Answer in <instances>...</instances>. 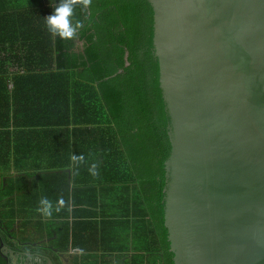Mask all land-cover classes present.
Segmentation results:
<instances>
[{"label":"water","instance_id":"1","mask_svg":"<svg viewBox=\"0 0 264 264\" xmlns=\"http://www.w3.org/2000/svg\"><path fill=\"white\" fill-rule=\"evenodd\" d=\"M148 2L174 263L264 264V0Z\"/></svg>","mask_w":264,"mask_h":264},{"label":"crops","instance_id":"2","mask_svg":"<svg viewBox=\"0 0 264 264\" xmlns=\"http://www.w3.org/2000/svg\"><path fill=\"white\" fill-rule=\"evenodd\" d=\"M61 2L0 0V13L42 12ZM0 29V264H48L45 256L54 264H167L150 219L127 217L124 206H138V192L105 183V142L116 133L105 116V89L19 80L30 74L21 61L52 60L53 48L33 37L38 23L32 31L23 21L18 31ZM84 48L76 38L72 52L83 55Z\"/></svg>","mask_w":264,"mask_h":264},{"label":"trees","instance_id":"3","mask_svg":"<svg viewBox=\"0 0 264 264\" xmlns=\"http://www.w3.org/2000/svg\"><path fill=\"white\" fill-rule=\"evenodd\" d=\"M55 7L42 12L0 13V26H12L15 31L20 21L29 23V31L38 23L33 37L53 48L52 60L31 55L26 62L21 61V69L30 74L18 79H46V84H57L59 79L63 85H99L105 89V116L111 118L116 131L105 142V183L132 187L138 192L139 205L131 211L129 205L124 206L127 217H135L138 212L148 217L169 252L165 162L171 151L170 118L153 48V8L148 0H89L86 5L78 1L72 19L80 27L72 38H62L46 25V16ZM0 33L4 30L0 29ZM76 38L85 42L83 55L72 52ZM4 64L0 61V69ZM35 71L53 75L38 77ZM15 84L18 85L17 78ZM39 252L46 253L42 248ZM167 264H175L171 251Z\"/></svg>","mask_w":264,"mask_h":264},{"label":"clouds","instance_id":"4","mask_svg":"<svg viewBox=\"0 0 264 264\" xmlns=\"http://www.w3.org/2000/svg\"><path fill=\"white\" fill-rule=\"evenodd\" d=\"M76 0H62V2L54 8L52 14L46 16V25L48 30L54 35H59L62 38H72L77 29L80 27L78 21H73V7ZM83 3L86 5L88 0H83ZM41 203L44 204L45 212H47L48 201L46 198L41 200Z\"/></svg>","mask_w":264,"mask_h":264},{"label":"flooded vegetation","instance_id":"5","mask_svg":"<svg viewBox=\"0 0 264 264\" xmlns=\"http://www.w3.org/2000/svg\"><path fill=\"white\" fill-rule=\"evenodd\" d=\"M170 251H171V247H170ZM170 251H169V252H170ZM171 252H172V251H171Z\"/></svg>","mask_w":264,"mask_h":264}]
</instances>
